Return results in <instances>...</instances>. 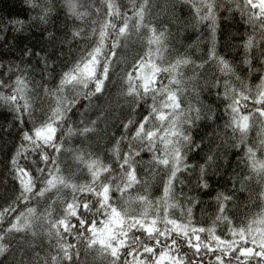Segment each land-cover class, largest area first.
Instances as JSON below:
<instances>
[{"label": "snow or ice", "instance_id": "1", "mask_svg": "<svg viewBox=\"0 0 264 264\" xmlns=\"http://www.w3.org/2000/svg\"><path fill=\"white\" fill-rule=\"evenodd\" d=\"M25 4L28 21L43 25L53 13L57 18L64 13L59 35L54 37L46 27L42 33L48 41L59 40L61 53L63 43L71 48L77 38L86 39L87 18L100 16L102 22L97 30L92 20L94 35L85 54L63 64L60 72L55 70L56 61L49 63L56 49L52 54L45 50L39 82L15 59L7 61V68L0 61V103L11 110L17 129L5 154L4 174L16 183L0 204V254L10 250L11 239H17L23 264H40L34 241L43 236L49 243L43 264H88L80 259L81 252L92 257V264H264V207L237 223L236 195L247 192V199L264 203V0H180L166 6L167 22L157 20L151 0H130L129 6L117 0L99 5L94 0L89 4L63 0L59 6L55 0H25ZM184 9L188 14L182 21L177 13ZM224 12V19H235L238 13L243 22L238 40L230 34L225 37L229 47L243 49L241 60L218 51V21ZM204 21L209 22L206 56L194 60L177 51L172 58L166 48L180 35L181 24ZM26 23L9 21L14 30L17 25L23 30ZM7 27L3 25L4 30ZM133 37L146 41L147 48L143 55L137 52L131 57L134 63L129 69L122 49ZM109 39L111 45L106 47ZM18 52L25 64V58L33 55L32 48ZM241 63L247 73L237 71ZM121 64L125 67L116 72ZM184 65H192L191 76L182 72ZM254 72L258 82L253 87L248 78ZM109 81L119 85L117 94L129 112L121 118L123 131L118 126L109 137L105 129L101 138L97 120L69 121L83 100L91 104L97 94L104 95ZM205 93L208 97L215 93L219 103H206ZM221 105L223 115L218 117ZM204 121L208 122L204 126L217 125V140L208 141L199 162L189 154L204 150L203 137L195 138V129ZM73 134L81 137L80 145L65 148V137ZM230 151L236 157L229 176L232 188L225 182L216 190L210 224L194 223V209L202 202L184 189L191 191L193 177L198 188L210 189L208 169L220 175L215 171L217 161L227 162ZM83 169L89 178L78 180L76 173ZM140 184L142 191L131 195L128 190ZM150 186L160 194L151 196ZM133 200L139 202L138 211L130 206ZM176 207L179 217L170 211ZM219 222L227 229L223 234L216 231Z\"/></svg>", "mask_w": 264, "mask_h": 264}, {"label": "trees", "instance_id": "2", "mask_svg": "<svg viewBox=\"0 0 264 264\" xmlns=\"http://www.w3.org/2000/svg\"><path fill=\"white\" fill-rule=\"evenodd\" d=\"M81 3L89 4L93 3V0H80ZM95 4L99 5L103 3V0H94ZM118 3L123 4L125 6L130 5V0H117ZM57 6L63 3V0H55ZM152 5L154 6L152 11L153 14L156 16L158 21L167 22L168 16L166 14L165 8L166 6L170 8L173 3H180V0H151ZM223 12V10H221ZM28 9L25 4V0H0V61L4 62V67L7 68V61L15 59V61L20 62V66L22 68H29L32 76L35 78L36 81H40L41 79V71L44 69V64L42 62V58L45 54V50L47 53L52 54L53 48L56 49L55 54L51 55V60L49 63L51 64L52 60L56 61V72H60L61 66L65 63H70L72 60L82 56L85 54L86 44L93 39V31H92V20H96V28L98 30L99 24L102 22V18L100 16L89 17L88 19V32L86 34V39L77 38L76 41L71 43V48H69V43H63V52L61 53V43L57 39H53L52 41H48L47 38L42 36L43 29L46 27L49 33H53L54 37L60 34V30L63 27L64 21V13L61 12L59 18H57L56 14L53 13L52 18L48 21L46 25L40 24L39 21H28L27 15ZM181 20L183 21L184 17L187 16V9H184L181 12L177 13ZM129 15H131V11L129 10ZM224 16H227V13L224 12L223 16L220 17L218 21L221 31H220V44L218 46V51L226 55L229 59L233 57L236 60H241L242 57L240 53L243 51L242 48L233 49L228 46L230 41H225V37L229 34L233 39L238 40L240 35L244 33V26L243 22L240 21L239 14L237 13L235 19H224ZM16 19H23L27 23L23 27V30H19L20 26H16V30H14L13 26L9 24L10 20ZM77 24H81L80 21H76ZM208 21L201 22L199 25L196 26H187L185 27L183 24L180 26V35L175 37V40L172 41L169 46L166 48V51L171 55L172 58L175 57L176 52L190 55L194 60L199 59V57L203 54L206 56L207 49H208V41L206 37L208 36ZM3 25H8L7 30H4ZM83 27V24H81ZM176 25L173 24V31L175 32ZM198 42V46H197ZM111 40L107 41L106 47H110ZM32 48L33 55L31 57L25 58L27 60V64L21 60L19 55L18 49L19 48ZM155 47V46H153ZM147 48L146 41L138 40L136 37H133V40L129 42V47L122 49V52H126L129 58V63L127 67L130 69L134 61H132L131 57L136 55L137 52L140 55L144 54V51ZM36 52L40 53V56L37 57L35 55ZM137 58H139L137 56ZM147 59V58H146ZM157 62H159L160 57L155 58ZM167 59V57H165ZM125 66L123 64L120 65L119 68L115 69L116 72H119ZM243 69L244 73H247L246 67L241 63L237 67V71ZM102 70V67H101ZM192 65H184L182 66V72L185 76L192 75ZM219 74V73H217ZM166 76V74H165ZM253 87L258 82V74L253 73L251 77L248 78ZM164 83H167V79L163 80ZM203 81H201V84ZM109 86L104 90V95L97 94V98H93L91 104H89L88 100H83L80 103L79 109H74V115L72 116V120L69 121L70 123H76L81 120L83 121H90V120H97L98 123V132L101 138L105 135V129H107V136H112L113 132L116 131L117 127L119 126L120 130L123 131V127L121 124V118L129 112L127 104L125 100L118 96V87L119 85L114 81L108 82ZM51 83L49 82V87H51ZM3 89H0L2 91ZM203 99L206 103L216 102L215 93L211 97H208L207 93L204 94ZM85 105H88L85 108ZM223 115V106H220L219 111L217 112V116L220 117ZM135 116L132 117L135 120ZM27 120V117H25ZM208 122L204 121L203 124L195 129L196 131V139L199 140L203 137L205 141L204 150L200 152H193L189 155L191 156L192 160L203 162L202 157L204 151L210 146L208 144L209 140L216 141V130L217 125L212 124L211 126H204L207 125ZM217 124L222 126V121L218 120ZM14 125V118L13 114L10 109L5 107L2 103H0V204L3 203L4 198L11 194V190L13 185L16 183L12 176H5V154L7 153L8 149L11 148L13 143L14 134L16 133L17 129ZM66 130V129H65ZM63 133L58 131V135H62ZM118 134V133H117ZM251 135H255L253 131ZM81 143V137L73 134L71 137H65V148L71 147L76 148ZM91 143L94 147L97 145V137L95 135L91 138ZM103 143V140H101ZM124 147L126 148L127 145L125 143ZM97 154L100 155L99 148H96ZM145 159H147V153L144 154ZM105 163L108 162L107 157L109 153L105 150L102 153ZM228 161L226 162L224 159H219L217 161V168L215 171H218L220 175L213 174L214 169L209 168V183L210 189H203L198 188L195 184V177H193V183L191 184V191L189 188H185L184 191L189 195L197 198L198 201H201L200 205L194 209L195 213V222H199L207 226L211 223L210 217H212V206L215 204V194L216 190L223 189L225 186V182H227V186L229 190L232 188V182L229 179L230 174L232 173L235 167L236 157L231 155V151L228 153ZM61 159H64L62 156ZM192 160L189 162L191 163ZM23 163V161H22ZM144 167H147L145 165ZM144 167L140 168L141 180H144ZM238 171V169H237ZM77 179L78 180H85L88 179V173L86 169H83L82 172H77ZM103 175V174H102ZM150 184L154 185L155 181L150 180ZM162 187V186H161ZM239 188V184L236 185ZM253 187H255V182L253 183ZM143 185H134L132 189H129V193L131 195H135L137 192L142 191ZM180 185H177L176 191L179 192ZM68 191L69 190H62ZM149 192L151 196L159 195L160 193L156 190L155 187H149ZM238 201L240 202V212L237 216V223L240 220H243L245 215L250 214L251 216H255L258 214L262 207H264V203H261L256 198L251 200L247 199L248 193L247 192H237L236 193ZM59 205V201L57 202ZM130 206L135 208L137 211L139 210V202L138 201H130ZM204 209L202 212L201 209ZM171 212L177 217L181 216V211L179 207L174 209H170ZM217 233L223 234L227 231L226 227L224 226L223 222H219L216 228ZM206 237V233H203ZM5 243H9V241H5ZM19 241L17 239H11L10 242V250L4 254H0V264H23V257L21 256L19 250ZM34 247L36 252L39 253L41 257L40 264H43V256L45 255L46 251L48 250L49 243L46 237H38L34 241ZM28 256H32V252H28ZM80 259L83 261L87 259L88 264H92V257L88 256L85 258L84 253L81 252ZM99 264V261H97Z\"/></svg>", "mask_w": 264, "mask_h": 264}]
</instances>
